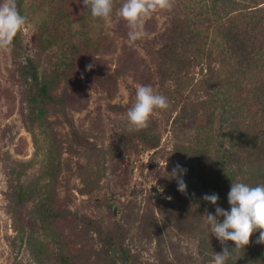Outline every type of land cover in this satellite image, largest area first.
<instances>
[{
	"label": "rangeland",
	"instance_id": "1",
	"mask_svg": "<svg viewBox=\"0 0 264 264\" xmlns=\"http://www.w3.org/2000/svg\"><path fill=\"white\" fill-rule=\"evenodd\" d=\"M120 1L122 4L123 0ZM196 1L174 0L170 11L156 12L145 18L144 34L134 45L128 42L126 22L120 20L114 11L110 27H105L102 22L92 19L88 20L85 27L81 25L83 23L74 22L73 31L67 32L60 40H52L53 43L47 46L46 50L39 51L36 47L39 41L37 36L54 17L58 3L51 0H24V16L29 23L21 32L22 49L18 63L24 64L26 57H30L37 66L39 77L52 74L58 67V61L66 60L67 56H70L67 51L70 44L76 45L84 37L95 38L97 35L103 38L101 40L105 45L102 52L83 53V60L79 59L83 64L80 67L79 84L65 87V92L64 85L61 92L60 89L57 90L55 95L62 96L60 99L64 100L62 103L66 110V118L63 119L57 113L55 105L48 108L47 118L49 123H53L51 130L54 134L57 133L63 167L58 176L55 199L51 207L55 214L53 227L61 244L40 235L45 245L48 244L53 259L58 260L62 255L69 264H103L97 256L101 244L96 231L119 228L124 247L129 251L134 264H202L199 237L201 230L207 231L208 224L204 215L206 211L211 213L208 202L202 201L196 208L193 201L190 203L184 195L181 197L178 195L176 205L166 208L168 216L175 220H172L173 224L167 225L169 238L160 247V252L155 232L149 228L151 215L158 216V201L166 200L161 184L165 183L164 176L167 177L169 172L168 167L171 164L169 155L173 153L176 145L183 147L188 145L186 137L194 134L192 129H186L181 124H173L179 110L172 111L169 106L167 110H158L152 115L150 122L157 127L160 134L157 149L149 151L141 149L126 156L118 155L113 150L117 141L122 138L121 135L129 131L126 113L135 101L138 85H150L161 95L168 91L169 96H174L169 105L172 103L180 106L179 102L184 96H189L192 103H202L198 104L202 108L205 105L203 103H207L208 97L200 83L201 79L206 80L205 72L194 70L190 74L194 78L188 79L189 83L186 82L185 88L177 94L176 82L168 80L161 85L157 73L158 51L166 43L168 29L175 16L174 9L179 3L187 4L190 9L191 4ZM195 12L193 10V13ZM183 16V13L179 14L181 19ZM203 16L204 20L205 17H209L204 13ZM226 28L224 20L211 24L207 22L200 26L202 37H205V53L210 55L212 61L213 77L210 81L214 85L234 71V61L231 64L229 60L224 61L225 53L226 58L233 56L229 49L231 46L227 43ZM74 31L78 32L74 34ZM89 64L93 65L90 71L86 70ZM179 82L182 84L184 80L180 79ZM29 89L30 83L20 77L11 53L0 52V264H34L25 245L16 239L18 236L16 230L19 229L17 219L21 222L32 217L34 204L27 202L19 210L13 208L11 201L15 200L10 185L15 186V183L8 175V172L14 169L19 173L23 186L35 182L40 177L42 181H46V178L42 177L43 166L51 138L46 136L44 131L49 133L50 130L34 126L30 132L26 126L24 94ZM67 121L71 123L74 131L86 137L89 146L88 150H85L87 154L83 153V149L74 153L69 152L72 145V129ZM216 125L217 121L215 128ZM262 137L264 139L263 135ZM35 139L38 145L35 144ZM258 145L264 148V143ZM250 146L245 149L247 151L252 149ZM252 153L260 154L257 151ZM94 154L98 155L97 159ZM249 154L252 156L250 151ZM88 160L90 162H87ZM96 161H99V164H96ZM256 171L264 174V159L259 160L257 156L246 161L243 171L241 169L232 182L244 181L248 184L250 174ZM197 172L198 170L192 168L190 174L193 173L194 179L190 175L189 183L198 180ZM241 172L244 179L240 178ZM85 173H89L92 181L96 183L83 192L84 184L81 177ZM230 187L231 185L224 189L222 185L219 194L224 195L225 202L221 201L219 196L216 207L223 209L230 207L228 204ZM189 189L191 190L190 187ZM190 210L194 211L192 215L189 214ZM15 212L18 213L17 216ZM178 214L187 217L180 220ZM189 216H194L192 220H196L194 222L196 228L192 232L181 234L180 225L187 224L189 221L187 218L191 220ZM32 220L38 233V221L36 218L35 221ZM255 236L258 239L259 232H256ZM217 246L222 252L218 240ZM229 259L232 264L238 261L236 254Z\"/></svg>",
	"mask_w": 264,
	"mask_h": 264
},
{
	"label": "trees",
	"instance_id": "2",
	"mask_svg": "<svg viewBox=\"0 0 264 264\" xmlns=\"http://www.w3.org/2000/svg\"><path fill=\"white\" fill-rule=\"evenodd\" d=\"M51 1L58 3V8L46 28L37 36L39 41L36 47L39 51L46 50V47L53 43L52 40H60V37H64L67 32L73 31L74 22L83 23L81 25L85 27L88 20L92 19L90 12L83 7L82 0ZM16 3L20 14L24 16V0H16ZM120 4L121 1L116 0L115 7L118 8ZM193 10L196 12L193 13ZM199 10L205 15L208 14L209 17H205L204 20L203 13ZM174 12L175 16L168 29L166 43L158 51L157 73L161 85L168 80H173L178 86L175 92L177 94L185 88L186 82L189 83L188 79L194 78L190 76L194 70L205 72L206 80L201 79L200 83L208 101L203 103L205 105L202 108L198 105L202 103H192L189 96H184L181 97L180 106L170 104L172 111L179 110L174 117L173 124H181L186 129H192L194 134L186 137L188 145L185 147L176 145L173 153L169 155L171 161L168 167L169 172L167 177L164 176L165 183L161 184L166 200L158 201V216L151 215L149 228L155 232L159 252L160 247L169 238L167 225L173 224L172 220H175L168 216L166 208L169 209L176 205L178 195L180 197L184 195L190 203L193 201L196 208L197 204L204 202L205 194L216 193L221 196L220 200L225 202L224 195L219 194V191H222L220 190L222 185L224 189H227L226 187L237 178L240 170L243 171L248 159L255 158V156L259 160L264 159V148L258 145L264 143L262 137L264 136V0H197L191 4L190 9L187 4L179 3ZM182 13L184 16L181 19L179 14ZM223 20L227 27L225 29L227 43L231 46L229 49L233 54L226 58L225 53L224 61L229 60L230 64L234 61V71L214 85L210 81L213 77L212 61L210 55L205 53V37H202L200 26L207 22L211 24ZM64 25L69 26L64 27ZM20 38L21 33L14 40L11 56L13 64L17 65L20 77L30 83V89L24 94L26 101L24 121L30 132L34 126L42 130H50L49 133L44 132L51 138V144L47 146V159L43 166L42 177H45L46 181H42L40 177L35 182L23 186L19 173L14 169L8 172L9 178L15 183V186L10 185L15 200L11 201L13 208L19 210L25 203L32 202L34 215L39 225L37 233L35 225L31 222L34 215L21 222L17 219L19 229L16 230L18 235L16 239L25 245L34 264H69L66 257L62 255L58 260L53 259L48 244L45 245L43 238L40 237L44 235L56 244H61L53 227L55 214L51 209L55 199L58 176L63 169L61 146L57 140V133L54 134L51 130L53 123H49L47 118L48 108L55 105L58 109L57 113L63 119L66 118V110L62 103L64 100L60 99L62 96L55 95L57 90L60 89L61 92L62 85H64L63 92H65V87L79 84L80 67L83 65L79 59L83 60V53H100L105 45L101 40L103 38L97 35L95 38L84 37L78 44H70V48L67 49L70 56H67L66 60L60 59L57 63L58 67L53 70L52 74L39 77L37 66L30 57H26L24 64L18 63L22 49ZM180 79L184 80L182 84L179 82ZM162 95L168 98L169 103L174 98V96H169L168 91H164ZM67 122L72 129L71 123ZM71 134L72 145L69 152L74 153L76 150L83 149V153L87 154L85 150H88L89 146L86 137L73 129ZM159 136L157 127L150 122L149 127L142 131H128L121 135L122 138L117 141L113 150L121 156L141 149L154 150L159 147ZM35 144L38 145L37 139H35ZM251 144L253 146H250ZM247 146L253 148L247 151L245 149ZM249 151L252 156H249ZM252 151L260 154L257 155ZM94 157L97 159L98 155L94 154ZM96 164H99V161H96ZM177 164L187 170L183 176L186 179L187 195L178 191L176 180L170 176ZM192 168L198 170L199 177L191 184L189 181L191 178L194 179L193 173L190 174ZM240 176L244 179L242 172ZM81 178L84 184L83 192L96 183L92 181L89 173L83 174ZM261 184H264V174L257 171L251 173L248 185ZM215 208L216 206L210 204L209 211L213 215H215ZM229 209L230 207L225 208V210ZM193 212L190 210L189 214L192 215ZM17 214L15 212V216ZM178 215L181 217V219L179 217L180 220L187 217L184 214ZM189 217L192 220L194 216ZM35 218L32 221H35ZM187 219L189 220L187 224L180 225L182 226L179 228L181 234H187L196 228L194 224L196 220ZM96 234L100 237L101 244L97 256L103 264H134L129 251L124 247L119 228L96 231ZM257 240L254 233L249 245L238 256L236 255L238 261L234 264L238 262L239 264H264V245L258 244ZM229 245L233 247L232 242ZM169 248L171 249L170 246ZM199 251L203 257L202 264H212L213 253H220L217 239L212 235L209 225H207V231H200ZM227 264H232L230 259L227 260Z\"/></svg>",
	"mask_w": 264,
	"mask_h": 264
},
{
	"label": "clouds",
	"instance_id": "3",
	"mask_svg": "<svg viewBox=\"0 0 264 264\" xmlns=\"http://www.w3.org/2000/svg\"><path fill=\"white\" fill-rule=\"evenodd\" d=\"M83 7L90 12L93 21L110 27L115 15L126 22L128 42L134 45L143 36L145 18L160 11H170L174 0H123L116 8V0H82ZM27 17L20 14L16 0H0V52L11 53L14 40L28 25ZM77 26L78 25H74ZM93 65L86 66L90 71ZM168 98L158 94L150 85H138L135 101L128 109L127 127L130 132H139L149 127L150 119L158 110L169 108ZM187 170L177 164L170 173L177 182L178 191L187 195L183 179ZM216 193L205 194L203 200L217 205ZM229 210L215 208V215L206 211L205 217L213 236L219 241L222 252L213 253L212 264H227L234 254L237 256L249 245L250 238L259 232L258 244L264 245V184L250 186L243 182H232L228 193ZM222 218V220H221ZM232 242L234 247H229Z\"/></svg>",
	"mask_w": 264,
	"mask_h": 264
}]
</instances>
